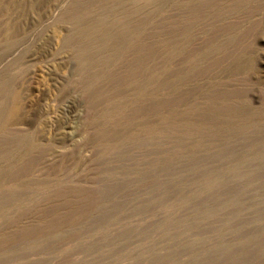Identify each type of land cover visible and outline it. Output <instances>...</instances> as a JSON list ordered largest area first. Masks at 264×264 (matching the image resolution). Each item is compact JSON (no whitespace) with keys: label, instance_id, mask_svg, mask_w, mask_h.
Wrapping results in <instances>:
<instances>
[{"label":"rangeland","instance_id":"obj_1","mask_svg":"<svg viewBox=\"0 0 264 264\" xmlns=\"http://www.w3.org/2000/svg\"><path fill=\"white\" fill-rule=\"evenodd\" d=\"M0 264H264V0H0Z\"/></svg>","mask_w":264,"mask_h":264}]
</instances>
